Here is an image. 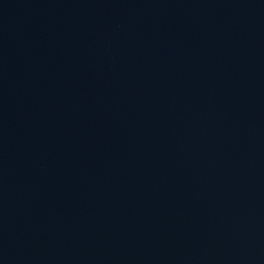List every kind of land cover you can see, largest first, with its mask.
Segmentation results:
<instances>
[{
  "label": "water",
  "instance_id": "obj_1",
  "mask_svg": "<svg viewBox=\"0 0 264 264\" xmlns=\"http://www.w3.org/2000/svg\"><path fill=\"white\" fill-rule=\"evenodd\" d=\"M0 264H264V0H0Z\"/></svg>",
  "mask_w": 264,
  "mask_h": 264
}]
</instances>
